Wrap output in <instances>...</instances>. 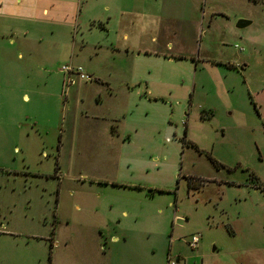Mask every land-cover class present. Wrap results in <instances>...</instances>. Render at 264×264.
Segmentation results:
<instances>
[{"label":"rangeland","instance_id":"374dc122","mask_svg":"<svg viewBox=\"0 0 264 264\" xmlns=\"http://www.w3.org/2000/svg\"><path fill=\"white\" fill-rule=\"evenodd\" d=\"M195 2L0 58V264H264V0Z\"/></svg>","mask_w":264,"mask_h":264},{"label":"crops","instance_id":"0c3cea01","mask_svg":"<svg viewBox=\"0 0 264 264\" xmlns=\"http://www.w3.org/2000/svg\"><path fill=\"white\" fill-rule=\"evenodd\" d=\"M140 1L144 0H0V58H9L13 54H16L13 55L15 58H22L24 53L30 56L36 54L37 44L42 40L52 44L53 51L64 52L65 57L78 56L83 53L85 47L82 38L84 25L87 24L89 30L98 27L109 36L111 16L119 12L129 16L134 14V4ZM190 3L195 10L198 8L195 0H190ZM102 4L111 6L112 15H103L100 5L106 10L108 5ZM183 16L188 15L180 14V17ZM124 21L125 25L128 21H131L132 26L135 24L133 15L126 17ZM105 46L115 48L112 41ZM94 47L98 51L103 46L99 44ZM5 67L0 66V83H15L17 79L22 81L19 68L11 65ZM6 69L7 75L4 74ZM59 72L63 73L60 69ZM99 85L107 90L110 87L109 82L102 81Z\"/></svg>","mask_w":264,"mask_h":264},{"label":"built area","instance_id":"2783aa9c","mask_svg":"<svg viewBox=\"0 0 264 264\" xmlns=\"http://www.w3.org/2000/svg\"><path fill=\"white\" fill-rule=\"evenodd\" d=\"M60 70L65 74V81L71 85L75 84L77 80H93V77L90 74L86 73L80 65L65 64L61 66ZM198 242L199 238L197 236H193L190 242V246L196 248ZM168 264H177V261L169 259Z\"/></svg>","mask_w":264,"mask_h":264},{"label":"water","instance_id":"95a60500","mask_svg":"<svg viewBox=\"0 0 264 264\" xmlns=\"http://www.w3.org/2000/svg\"><path fill=\"white\" fill-rule=\"evenodd\" d=\"M248 23H249V21L239 20L238 23H237V26L238 27H243V26L247 25Z\"/></svg>","mask_w":264,"mask_h":264}]
</instances>
